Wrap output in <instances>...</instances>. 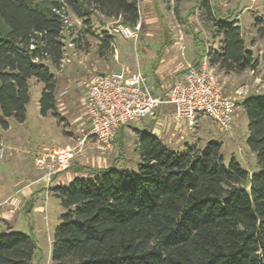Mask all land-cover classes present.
Returning a JSON list of instances; mask_svg holds the SVG:
<instances>
[{
    "label": "trees",
    "instance_id": "obj_1",
    "mask_svg": "<svg viewBox=\"0 0 264 264\" xmlns=\"http://www.w3.org/2000/svg\"><path fill=\"white\" fill-rule=\"evenodd\" d=\"M198 6L219 37L218 46L203 52L210 64L226 73L255 69L258 61L237 21L217 15L210 0ZM65 8L83 19L86 31L96 13L129 26L140 20L139 0H0L2 129L10 117L26 120L31 78L43 83L40 114L60 115L58 79L48 63L62 69ZM263 21L255 18L257 26ZM259 30L264 35V26ZM100 41V54L113 50L109 29ZM239 104L259 172L235 158L226 163L220 142L186 144L180 152L137 130L136 169L81 168L87 176L53 187L65 212L54 229L52 264H264V92ZM36 249L28 234L0 233V264H31Z\"/></svg>",
    "mask_w": 264,
    "mask_h": 264
},
{
    "label": "rangeland",
    "instance_id": "obj_2",
    "mask_svg": "<svg viewBox=\"0 0 264 264\" xmlns=\"http://www.w3.org/2000/svg\"><path fill=\"white\" fill-rule=\"evenodd\" d=\"M199 2L139 0L141 27L138 39L114 34L113 50L103 52V55L99 53L102 29H110L120 22L96 13L90 31H86L83 19L77 17L70 8L64 9L66 59L59 71L64 72L65 76L59 75V71L48 63L58 78L56 98L60 115L55 118L40 114L39 100L43 83L31 78L26 120L19 122L15 117H10L7 119L9 128L0 127V233L17 232L32 236L37 249L31 264H52L54 229L65 212L60 200L53 195L55 175L50 188L46 186L42 173L34 166L35 156L39 152L52 147H78L85 139L82 151L73 159L68 170L74 167L79 170L102 169L117 165L118 162L120 168L136 169L140 161L135 151L137 130L128 129L117 134L109 147L89 135L91 126L86 115L85 99L94 77L91 76V63L98 64L100 61L113 70L134 71L139 68L154 92L165 96L172 81L195 63L190 53L194 54L195 50L205 52L210 46H218L219 37L213 34L212 23L198 6ZM210 2L217 15L237 21L246 46L253 51L258 65L255 69L240 73H226L215 67L225 92L235 98L237 103L229 128H221L206 115H201L194 128L182 126L185 142L178 141L180 135L166 145L183 152L186 144L202 147L214 140L222 144L226 163L235 158L250 173H257L260 171L257 157L247 143L248 118L239 103L249 94L264 92V35L259 30L260 26H264V21L259 26L255 23L256 17L264 18V0ZM76 38L81 39L79 44L73 43ZM167 45L173 50L174 59L169 56L167 62L162 63L164 47ZM74 53L85 58L86 65H83V71L72 74L68 67L73 62L71 56ZM66 85L70 86L71 93L62 92ZM150 118L151 115L146 120ZM4 215L8 219H4Z\"/></svg>",
    "mask_w": 264,
    "mask_h": 264
},
{
    "label": "built area",
    "instance_id": "obj_3",
    "mask_svg": "<svg viewBox=\"0 0 264 264\" xmlns=\"http://www.w3.org/2000/svg\"><path fill=\"white\" fill-rule=\"evenodd\" d=\"M140 27L139 22L135 26L118 23L112 25L109 32L137 40ZM65 59L64 56L62 66ZM165 104L174 107L172 117L175 121L185 120L191 128L197 125L201 115H206L221 128H229L236 100L225 92L207 53L190 65L181 77L174 79L165 96L155 94L139 68L111 70L97 75L89 84L85 102L91 121L89 135L109 147L116 129L140 123ZM84 142L85 139L81 144ZM82 145L45 148L35 156L34 166L42 173L46 186L51 188L53 175L70 168L73 159L82 151Z\"/></svg>",
    "mask_w": 264,
    "mask_h": 264
},
{
    "label": "crops",
    "instance_id": "obj_4",
    "mask_svg": "<svg viewBox=\"0 0 264 264\" xmlns=\"http://www.w3.org/2000/svg\"><path fill=\"white\" fill-rule=\"evenodd\" d=\"M169 46L170 45H167L165 47V49H164V53L162 55V63L163 62H167L169 56H171L172 59H174L173 50L171 51L170 50L171 48ZM77 52H80V51H77ZM203 52L204 51L197 52V50H195L194 54H193V52H192V54L190 53V57L192 58V62H193V60H196L195 61V63H196L200 59V57L203 54ZM71 57H73L71 59V60H73V62H71V66L68 67V70L70 71V73L74 74V73L83 71V69H84L83 65L85 64V62H84L85 58L80 57V56L76 55L75 53ZM75 57H78L77 61L76 60L74 61ZM172 63H174V62H172ZM195 63H193V64H195ZM67 65H66L65 68H67ZM91 66H92V68H91L92 69L91 76H94L92 81L94 80V78L97 75H101L103 73H106V72H109V71L113 70V69H108L107 68L108 66L106 65V63L102 64L100 61H99L98 64L91 63ZM185 71L182 72L181 75L178 76V77H181L185 73ZM59 73H60V71H59ZM59 75H64V72L60 73ZM64 88L65 89L62 90L63 93H66V94L67 93H71L70 86L66 85V87H64ZM87 97H88V90H87L86 99H87ZM173 110H174V107L171 104L161 105L152 114H150L151 118L149 120H146V118H145L138 124H128L126 126H122V127H120V128L115 130V133H114L113 137H115L117 134H121V132L128 131V129H132V130H135V131L136 130H147V131H151L152 134L157 136L164 144H171V142H174V140H172V138H176V137H178L180 135H181V137H180V140H178V141H180V143H182L184 140H186L185 139L186 135H184L185 133H183L185 130L182 129L183 128L182 126L185 127L188 124H187V122L185 120L175 121L173 119V117H172ZM86 115H87V113H86ZM89 121H90V117H89ZM90 126H91V121H90ZM166 141L168 143H166ZM119 163L120 162L117 163V165H116L117 167L120 166ZM62 173H65V174L63 175ZM62 173H59V174L54 176L53 179H54V182L56 183L55 185H66V184L70 183L73 180L74 177H76V176H87V174H88L87 171H85L83 173V171H81V170H79V169H77L75 167L70 169V170H68V171H64ZM3 217H4V219H8V217L6 215H4Z\"/></svg>",
    "mask_w": 264,
    "mask_h": 264
}]
</instances>
